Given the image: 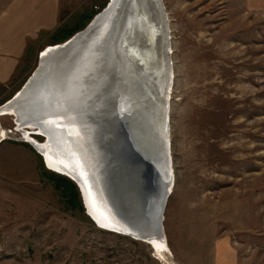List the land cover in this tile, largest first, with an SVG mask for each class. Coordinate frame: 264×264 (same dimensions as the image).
I'll use <instances>...</instances> for the list:
<instances>
[{"label": "rangeland", "instance_id": "obj_1", "mask_svg": "<svg viewBox=\"0 0 264 264\" xmlns=\"http://www.w3.org/2000/svg\"><path fill=\"white\" fill-rule=\"evenodd\" d=\"M109 2L59 0L55 28L0 85V109L45 50L84 29ZM163 3L172 60L167 260L147 242L99 227L76 183L46 166L14 114L3 111L0 264H199L194 257L211 256L214 240L226 237L240 261L264 264V1L256 9L244 0Z\"/></svg>", "mask_w": 264, "mask_h": 264}, {"label": "water", "instance_id": "obj_2", "mask_svg": "<svg viewBox=\"0 0 264 264\" xmlns=\"http://www.w3.org/2000/svg\"><path fill=\"white\" fill-rule=\"evenodd\" d=\"M165 9L163 0H111L84 29L53 49L45 60L40 57L39 65L21 89L2 105L27 111L23 102L30 98V93L35 92L38 96L40 81L48 89L47 75L53 65L60 69V74L68 75L80 60L79 70L91 77V81H87L78 91L86 94L81 97L97 100L96 110L105 109L107 121L99 126L104 125L103 130L106 128L110 135L101 138L105 154L108 152L103 171L90 162L93 175L87 173L89 176L86 179L81 173L84 170L75 165L81 171L77 177H84L85 190L92 204L100 211L98 214L103 215L100 220L104 223H111L113 219L118 221L116 227L120 226L121 231L108 229L143 240L165 238L163 214L172 181L167 144L170 37ZM51 84L56 88L54 90L50 86L54 98L55 94L61 97L65 85L54 80ZM63 103L67 104L59 99L56 104ZM36 111L38 109H31L32 113ZM96 114L100 117L98 112ZM65 119L67 122L69 118ZM39 123L54 126L50 118L45 122L39 119ZM53 128L58 138L61 132L65 136L68 134L67 131L63 132L64 128L49 127V131L46 130L48 137L41 132L46 137V144H50L48 139L56 134L54 131L51 135ZM96 129L99 131L98 126H95ZM38 151L46 166L50 167L45 155ZM66 175L78 186L87 209L80 182ZM94 186L99 190H94ZM124 188L130 190L124 191ZM94 221L99 225L97 220ZM129 226L133 229L126 230Z\"/></svg>", "mask_w": 264, "mask_h": 264}, {"label": "bare ground", "instance_id": "obj_3", "mask_svg": "<svg viewBox=\"0 0 264 264\" xmlns=\"http://www.w3.org/2000/svg\"><path fill=\"white\" fill-rule=\"evenodd\" d=\"M168 23H169V20H168ZM169 37H170V30H169ZM59 45H62V44H59ZM59 45H56L55 47H51L50 49L45 50L44 53L41 55L42 60H45L47 54L50 53L53 49L60 47ZM169 54H171V42L169 45ZM85 55L86 53H84V56ZM171 61L172 60H171V55H170V62ZM79 65H81L80 60H78L77 63L73 66V70L69 72L70 74L68 73V75L60 74L59 73L60 69L58 70L57 67L54 68V65H53L52 70L49 71L47 75V80H46L47 88L49 90L44 88L43 87L44 85H42L41 84L42 82L40 81L38 85V88H40V90L38 91V96H40V99L37 96V94L33 92L32 94L30 93L31 95L30 98L26 99L25 102H23V106L27 108V111L24 112V109L22 108L17 109V108L6 107V106L4 108L11 111V113L14 114V116L16 117V122L18 126L22 128V129L20 128L22 133L24 132V135H23L24 138L27 141H29L33 146H35L36 149L38 148L37 150H40L45 155L47 164L51 167V169L54 168L52 170H58L56 171L58 173L59 171L64 172L60 174H63L65 176H67L66 174L71 175L73 178H76L80 182L82 188L84 189L83 190L84 198L88 206L87 214L91 218H94L95 220H97V222L99 223L98 226L108 231L119 233L118 231H121V229L119 228L120 226L116 227L117 226L116 223L118 221L113 219L111 223L109 222L104 223L105 221L103 222L100 220V218H103V215L98 214V212L100 213V211H98L97 207H95L92 204V201L89 198L85 190V187H84L85 185V181L83 179L84 177L83 178H81L82 176L80 178L77 177L78 175H81V173L85 175L86 179H87L86 176L93 175V172L91 168L89 167L90 162L94 163L95 166L99 168L98 170L101 169V171H103V167L107 163L106 157H108L107 156L108 152L107 154H105L106 152H105L101 138L104 135L108 138L110 135V133L106 130V128L105 130H103L104 128H102V126L104 127V125L99 126L101 123L103 124V122L107 121L105 120L108 117L107 114L104 112L105 109L104 111H102V109L96 110L95 106L97 105L96 103L97 100L96 99L93 100L92 97L91 98L81 97L82 95H86V94H81L78 91L79 88L85 86V83L87 81H91V77L84 75L83 71L79 70L78 68ZM45 66H43V68ZM90 76L92 75L90 74ZM170 78H171V83L167 90V102L168 103H170V90H171L169 88L172 84V63H171ZM53 80L58 84H61L63 86L65 85L64 92L60 94L62 98L59 96V94L58 95L55 94L56 98H54V93L51 90V87L54 90H56L53 84H51ZM59 99L65 100L67 104H64V103H63L64 105L56 104ZM31 109H38V111L35 112L37 113V115H35V113H32ZM60 109L66 112L62 113ZM96 112L100 114V117L96 114ZM87 113H92L93 118H91L92 115H89ZM47 118H50L51 120L54 121V123H52L54 124V126L44 124V123L43 124L39 123V119H41L42 122H45ZM65 118H69L67 122ZM42 125L45 128H46V125H48V128L45 129L44 127H42ZM56 126H58L59 128L60 127L64 128L63 132L67 131L68 134L65 136L61 132L60 133L61 136H59L58 138L57 132L53 128L51 131V135L53 136L54 131L56 132V134L55 136H53V138L48 139L50 144L48 143L46 144L45 135L48 134L46 130H48L49 127L51 128V127H56ZM95 126L99 127V131L98 129L95 130ZM41 132L44 133L45 135H43ZM39 133H41L44 136V139L42 142L32 137L33 134H39ZM4 135L6 134L4 133ZM167 139H168L167 144L169 146L168 136H167ZM52 148L56 152H54ZM169 151H170V147L168 150V155L171 158V151L170 152ZM59 154H61V156ZM75 165L82 168L84 172L79 171V169L76 168L77 166ZM87 173L89 175H87ZM171 173H172V179H171L172 181H171V185H169V189H170L169 192H172L171 189L173 186L172 185L173 184L172 165H171ZM98 179L101 181V178H98ZM96 189H98V187L94 186V190ZM123 190L129 191L130 189L124 188ZM87 198L90 199V205L88 204ZM129 227H127L128 229L126 230L133 229V227L131 226ZM108 228L115 229L118 231L110 230ZM120 234H124V233H120ZM124 235L135 238V239H139L138 237H134L129 234L128 235L124 234ZM139 240L143 242H147L149 245L153 246L156 249V251L160 253L159 256H161V258H163L165 261L167 260L164 258L165 257L164 254H166V251L163 252L164 246L167 245L166 235H165V238L163 239L154 237V238H149L147 240H143V239H139Z\"/></svg>", "mask_w": 264, "mask_h": 264}, {"label": "crops", "instance_id": "obj_4", "mask_svg": "<svg viewBox=\"0 0 264 264\" xmlns=\"http://www.w3.org/2000/svg\"><path fill=\"white\" fill-rule=\"evenodd\" d=\"M244 1L249 9H256V0ZM58 16L59 0H9L0 8V85L9 83L23 60L35 55L43 36L57 25ZM4 107L0 112H11ZM211 249V256L200 254L195 260L199 264H245L228 237L215 239Z\"/></svg>", "mask_w": 264, "mask_h": 264}, {"label": "snow or ice", "instance_id": "obj_5", "mask_svg": "<svg viewBox=\"0 0 264 264\" xmlns=\"http://www.w3.org/2000/svg\"><path fill=\"white\" fill-rule=\"evenodd\" d=\"M122 110H126V109H122Z\"/></svg>", "mask_w": 264, "mask_h": 264}]
</instances>
